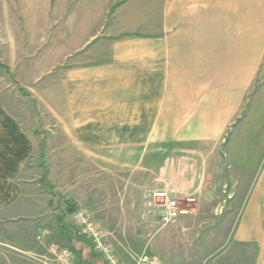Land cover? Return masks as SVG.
Instances as JSON below:
<instances>
[{"label":"crops","instance_id":"1","mask_svg":"<svg viewBox=\"0 0 264 264\" xmlns=\"http://www.w3.org/2000/svg\"><path fill=\"white\" fill-rule=\"evenodd\" d=\"M20 1L41 21L35 48L26 52L5 19L0 63L38 117L28 129L18 106L0 102V218L42 214V145L46 181L60 196L48 194V206L71 201L95 219L124 223L138 203L139 225L150 230L145 249L120 253L127 264L142 253L203 264V254L219 249L165 245V227L144 216L138 185L139 170L152 172L156 159L158 171L166 166L159 149H190L195 182L182 193L195 202L178 221L220 223L229 240L223 254L245 264L249 249L248 264H264V0ZM6 10L0 0V15ZM31 155L35 167L26 169ZM113 166L130 169L131 182L106 183ZM113 194L115 204L105 202ZM216 233L205 237L210 244ZM29 238L32 246L17 249L35 248Z\"/></svg>","mask_w":264,"mask_h":264},{"label":"rangeland","instance_id":"2","mask_svg":"<svg viewBox=\"0 0 264 264\" xmlns=\"http://www.w3.org/2000/svg\"><path fill=\"white\" fill-rule=\"evenodd\" d=\"M3 8H7V10L0 15V24H3L5 19L8 20L7 22L9 27L15 29L14 32L16 41L18 40V43L25 46L26 52H32L35 48L34 34L37 36L39 32L38 29H40L39 24L41 21H39L40 18L38 13L30 14L27 9L23 10V6L21 5L20 0H3ZM19 33L21 34L19 35ZM1 36H6L7 38L6 33L4 35L1 34ZM1 43L2 37H0V44ZM11 79L12 77L10 78L5 73L4 69L0 67V102L7 101L18 106L19 112L23 113L22 116H24L26 119V128L31 129V124L33 123V120L38 117L37 114L32 110L33 106L31 104H33L32 102L34 101L31 98L29 100L25 95L24 96L27 99L23 96H20L17 92V88L14 86V81ZM27 95L31 97L29 94ZM42 133L46 134L44 131ZM46 136L47 134L44 135V137ZM158 151V153H164L169 156L168 158H164V160L166 159L167 161L166 166H164L163 169L158 171L159 163L162 160L156 159L153 164L154 169L152 170V172L146 170L144 167V169L139 170L141 175H139L138 185L143 189L140 190L141 192H143V199L141 196V207L142 202L144 201L145 192L150 189H160L164 186V184H167L169 188H173L180 192H183L184 190V192H192V190H189L187 188H189V186L191 187L195 182V170H193V167L195 166L194 157L196 156V153L190 149H184L183 151V149H178L176 147H169V149H159ZM35 159L36 158L34 157V155H31L27 159V163L25 164L26 169H31L35 167ZM120 169L124 168H120L117 166L109 168L103 176L105 178V182L114 183L117 179L121 182V184L130 183V169ZM184 173H187L186 176H184ZM40 194L42 214L38 217V219L27 220L25 218H21L18 220H11L0 218V241L9 244V247L0 244V249H7L4 250V252L0 253V264H42L44 262L46 263V259H49L48 248L50 249V247L48 245L51 243H57L61 246H65L71 249L70 243H67L61 238L59 234V227L56 222V216L58 214H65L67 212L66 210L64 211L65 204H63L62 207L61 203L59 202L60 204L55 205L57 208L55 209L54 205L48 206V193L46 191L44 192L43 190ZM112 196H107L105 202L111 203L112 205L115 204V197L117 196ZM49 198H51V200L55 202L56 197L49 196ZM138 205V203L135 204L133 215L130 211L129 219L124 223L113 221L104 222L99 218H97V220L95 219L93 214L88 211L92 215V217L101 224L102 228H104V225L107 224V226H105V228L108 230L106 231L108 233L106 239L114 246L115 251L123 264H127V254L122 256L120 253H122L124 249H128L129 247L131 249H134L135 251H137L136 249H145L144 243L147 239L145 238L146 231L150 230L144 227V225L142 224L139 225L138 216L140 214L141 209L138 207ZM183 205L185 204L183 203ZM191 205L193 204L186 205L190 213L193 210V206ZM78 209L76 208L75 210ZM216 213L218 212L216 211ZM67 214H65L64 223L69 226H72L71 220L67 218ZM196 225L197 223H195L193 220H187L182 222L177 220L175 224L165 227L163 229L166 230L167 235L165 238V245H171V249H181L184 247L185 249H197L201 248V243H203V245L205 244L204 247L202 246L203 249H219L212 255L203 254L202 257L203 260H205L203 264H234L235 262L239 263V259L236 256L234 257L232 255L231 250L223 254V250L229 249V240L226 239L227 230L225 228L217 230V227L220 226V223L207 222L201 223L198 226ZM119 226H122V228L126 231V236H121L119 238L116 236L117 233L114 229L118 228ZM43 227L47 228L48 231L51 230L53 232V238L51 239V234L49 232L46 242L41 244L39 243V241L36 240V236L38 234L39 229ZM151 230L152 232L155 231H153V229ZM198 231H200V233L202 234L201 238L200 235L195 237V233L197 234ZM214 231H217L214 236V239L216 237L217 240L216 242L213 241V243L210 244L205 237H209L208 235L212 234ZM31 236H34V242L36 243L35 248H31V250L27 252L23 251V249H17L16 246H18L19 242L27 246L26 249H28L29 246H32V238H29ZM76 240L80 242L82 246L87 245L88 251L87 249H85L86 251L84 252L86 256H95L90 252V245L86 241H84V239L78 234H76ZM169 247L166 248L168 249ZM250 253L251 250L247 249L245 253V264H248L249 262V255H251ZM95 259L98 260L96 256ZM98 263L101 264L99 261Z\"/></svg>","mask_w":264,"mask_h":264},{"label":"built area","instance_id":"3","mask_svg":"<svg viewBox=\"0 0 264 264\" xmlns=\"http://www.w3.org/2000/svg\"><path fill=\"white\" fill-rule=\"evenodd\" d=\"M144 198V216L158 219L161 228L175 224L181 216H187L190 211L186 205L195 202L191 195H184L178 190L169 188L167 184L158 190L146 192ZM70 220L78 235L90 245V252L101 264H123L114 246L106 239L101 224L88 211L74 210L70 214ZM48 234V229L43 227L39 229L36 240L43 244L46 242ZM48 246L50 247V249L48 248L49 259H46V263L42 264H86L72 249L57 243H51ZM131 258L134 260V264H167L162 259L147 256L145 253L136 258L131 256Z\"/></svg>","mask_w":264,"mask_h":264},{"label":"trees","instance_id":"4","mask_svg":"<svg viewBox=\"0 0 264 264\" xmlns=\"http://www.w3.org/2000/svg\"><path fill=\"white\" fill-rule=\"evenodd\" d=\"M0 67L4 68L8 72V68L5 67L4 65L0 64ZM18 91L20 92V94L25 95L30 100V97L24 92L23 89L20 88V89H18ZM40 159L42 160V162H41L42 175H41V178L39 179V183L41 184V186H43L45 191L50 196H54L57 198L58 201H60V196L54 192L53 186L46 181V176L48 173V166L46 165V163L44 161V152H43L42 145L40 147ZM63 204H65L64 211L66 210L67 212L70 211L72 213L75 210L73 202L64 201ZM64 217H65L64 213H60L56 216V222H57L58 227H59V234H60L61 238L63 240H65L66 242L70 243L71 249L76 251L79 254L81 260H83L86 264H99L98 260L95 259V256L88 257L84 253L83 249H76L75 246L78 245V242L76 240V234H78V233L73 226H69L66 223H64Z\"/></svg>","mask_w":264,"mask_h":264}]
</instances>
